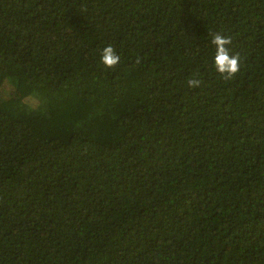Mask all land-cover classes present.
Returning <instances> with one entry per match:
<instances>
[{"label":"trees","instance_id":"1","mask_svg":"<svg viewBox=\"0 0 264 264\" xmlns=\"http://www.w3.org/2000/svg\"><path fill=\"white\" fill-rule=\"evenodd\" d=\"M0 264H264V0H0Z\"/></svg>","mask_w":264,"mask_h":264},{"label":"clouds","instance_id":"2","mask_svg":"<svg viewBox=\"0 0 264 264\" xmlns=\"http://www.w3.org/2000/svg\"><path fill=\"white\" fill-rule=\"evenodd\" d=\"M231 37L215 34L212 38V44L216 48L214 57V66L220 77L229 81L236 77L240 72L241 63L238 53L233 54L230 50ZM101 62L108 69H114L120 62V56L116 54L112 46H107L101 54ZM189 87L198 88L201 86V81L198 79H189Z\"/></svg>","mask_w":264,"mask_h":264}]
</instances>
